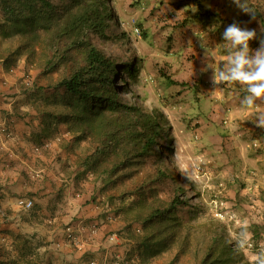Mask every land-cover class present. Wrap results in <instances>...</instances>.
Masks as SVG:
<instances>
[{"label":"rangeland","instance_id":"374dc122","mask_svg":"<svg viewBox=\"0 0 264 264\" xmlns=\"http://www.w3.org/2000/svg\"><path fill=\"white\" fill-rule=\"evenodd\" d=\"M196 1L106 0L109 24V28L105 29L106 38L103 40L92 33L89 36L90 41L116 64L117 99L148 114L162 126L152 150L143 154L141 163L123 168L120 177L118 174L114 176L116 180L107 191H102L103 184L97 181L83 188L81 193L84 196L79 195L70 185L65 186L62 177L58 178L54 170L48 167L35 169V154L30 152V159L26 160L17 150L18 145L24 144L25 136L31 128L25 125V120L13 114L16 102L33 99L39 87L43 89L40 90L43 97L49 101L56 97L54 93L62 95L64 89L56 90L50 83L69 76L74 66L82 62V52L78 45L71 42V34L65 33L60 22L52 29L37 32L36 37L30 36L32 52L29 53L26 47L12 71L3 69L0 60V158L7 156L5 162H0V172L6 177L5 186L0 190L1 248L10 250L11 236L8 233L12 232L13 237L20 234L33 241L32 247L39 249L32 251H39L41 262L50 256L53 261L63 260L74 264H103L116 260L123 264H164L172 261L173 254H164L153 260L138 249L131 235L150 233L154 239L163 241L165 237L169 242V233L175 229L178 235L172 238L171 246L189 233L195 246L198 231L219 223L231 241V247L243 253L242 264H256L254 257L264 251V205L248 207L236 201L240 182L230 166H222L224 154L220 150L221 139L211 137L215 135L212 132L215 121L218 122L214 115L221 114L222 108L214 109V102L207 100L199 88L196 91L203 78L195 76L197 66L194 67L192 59L182 65L177 60L167 59L172 61L170 64L175 71L164 65L163 58L168 50L164 34L167 30L164 28L188 21ZM52 2L57 11L65 10L63 0ZM3 19L0 10V20ZM143 30L146 31V38L142 34ZM14 39L24 42L19 36ZM11 40L0 38V49L5 50ZM132 61L137 69L134 77L124 69L125 64ZM52 65H56V68L49 73ZM44 71L47 77L43 75ZM163 72L165 75L177 72L178 76L184 78L186 85L180 92L175 86L164 91ZM22 85H28V93H25ZM225 88H229L228 92L236 90L234 86L214 85L210 97L218 98L215 103L227 109L226 99L223 98ZM228 99L231 100L229 93ZM236 101L241 103V98L237 97ZM107 115L109 118L116 116L108 111ZM5 127L14 131L17 142L3 135ZM59 127L62 132L66 130L64 124ZM97 137L100 139L102 134L95 133L91 138L94 140ZM106 137L103 135V138ZM55 143L54 140L47 141V145L50 144L48 147ZM212 146L221 152L209 155L207 152ZM27 147L31 149L34 145L29 143ZM5 164L7 167L11 164L12 170L21 168L24 172L6 173L2 167ZM249 164L263 178L255 179L261 188L250 191V198L254 199L260 193L264 196V168L256 160ZM54 166L57 168V164ZM37 177L45 178L42 188L34 184ZM54 180L56 184H53ZM40 191L43 194L41 197L29 196V192ZM18 199H31L35 205L48 200L56 202L54 216L49 220L44 210H24L17 205ZM173 199L183 204L178 203L176 209L170 208ZM152 209H158L161 213L150 217L151 220L143 224ZM249 213L254 216L245 219ZM253 223H257L258 227L251 231L249 226ZM140 225L143 228L138 232L136 228ZM68 226L75 231L74 240L67 235ZM168 248L159 249L166 251ZM187 254L182 255L174 264H192Z\"/></svg>","mask_w":264,"mask_h":264},{"label":"trees","instance_id":"16d2710c","mask_svg":"<svg viewBox=\"0 0 264 264\" xmlns=\"http://www.w3.org/2000/svg\"><path fill=\"white\" fill-rule=\"evenodd\" d=\"M63 1L65 2L64 6H66L65 10L57 11L52 0H0V10L4 16L3 21L0 20V38L13 39V43H11L12 40L9 41V46L5 50L0 49V60H2L3 69L7 72L13 70L26 47L29 48V53L32 52L33 43L30 42V36L36 37L37 32L52 29L60 22L64 26L65 33L71 34V42L78 45L82 52V62L74 66L69 76L50 83L56 90L63 88L62 95L54 93L56 97L49 101L46 97H43V93L40 92L42 87H39L33 99L27 98L22 100V102L17 101L14 105L13 114L25 120V125L31 128L28 135L25 136L24 144L18 145L17 143V150L26 160L30 159V152L35 154L37 156V162L33 163L35 169L48 167L54 170L62 177L61 180L64 185H70L79 195L82 194L84 187L94 185L97 181L103 184L102 191H107L108 188H111L112 182L116 180L115 178L113 179L114 176L118 174L120 177L123 168H127L131 164L141 163L140 160L143 154L152 150V145L155 142V138L161 133L162 126L148 114H143L137 108L123 104L117 99L115 84L118 71L116 64L90 41L89 36L91 33L103 40L106 38L105 29L109 28L106 0ZM183 2L184 0H181V3ZM247 2L252 7L256 5L250 0H247ZM177 6L179 5L177 4ZM254 13V16L258 17L259 21L258 37L262 39L264 38V10L259 11L254 8ZM211 17H215V13L210 9L204 8L200 1L197 0L193 13L191 12L188 15V21H182V23L179 22L180 25L174 24L167 28L164 26V29L167 30H163L164 34L166 33V46L169 51L173 52L175 48H180V51L174 54L181 65L183 62L192 59L195 63L194 67L197 66L194 50L188 46V40H186V35L192 29L191 22L201 20L205 24L206 20ZM142 34L146 38L145 30L142 31ZM15 36H19L24 42L18 39L15 40ZM175 42L183 46L179 47ZM163 44L165 45V43ZM135 65L132 61L124 66L127 73L133 77L137 73ZM164 65L168 64L165 63ZM55 68L56 65H52L49 71L48 69L46 70L50 73ZM195 73H198V70ZM43 75H47L45 71ZM161 75L164 80L162 83L164 91H169L172 86H175L177 87L176 90L180 92L184 88L183 86L186 85V83L176 78L178 76L177 72L174 74L168 72L167 75L163 72ZM200 76L203 78L202 75ZM123 80L127 81L126 79ZM21 87L25 93H28V85H22ZM198 88L199 84L196 87V91H198ZM107 111L116 116L114 118L107 117ZM135 112L136 114H134ZM224 114L225 116L215 113L214 119L218 120V117H221V123L220 120H218L220 124L215 121L216 123L212 128V132H215V135L213 134L212 138L216 136L221 139L222 147L220 150L224 154L222 166L223 164L224 166H229V162L238 166L237 161L239 158L235 154L228 153L230 151L227 148V143H232V134L225 128L229 119L227 117V109H224ZM143 116L144 119H142ZM192 118L195 120L194 116ZM223 120H225L224 123ZM62 124H64L66 132H62L63 130L59 127ZM256 129L255 137L263 130L258 127ZM4 130V136L12 137V140H16L17 136L13 134V130L8 127H5ZM95 133L102 134V137L92 140L91 137ZM103 135L107 137L103 138ZM66 137L69 138L67 139ZM50 140L56 142L52 147H48L50 144L47 145V141ZM29 143H32L34 147L29 149L27 147ZM82 143L84 144L83 147H81ZM13 146L15 145L13 144ZM213 148V154L221 152L216 147ZM1 154L2 151L0 150ZM6 157L0 158V162H5ZM55 164H57V168L54 166ZM2 167L6 173L24 172L21 168L12 170L11 164L8 167L5 164ZM235 171L237 172L238 170L236 169ZM4 178L6 177L0 172V190L5 186ZM39 178H35L36 182L34 184H38L42 188L41 184L45 182V178ZM238 182H240L238 189L240 191L236 193L238 195L236 200L238 204L248 205V207H261L264 205V196L261 193L256 198L251 199V193L246 186V182L239 177ZM54 183L56 184L55 180L53 181ZM42 195L41 191L40 193L29 192V196L32 198L41 197ZM84 195L83 193L82 196ZM178 203L180 205L183 204L178 199H173L170 208L176 209V207H179ZM35 204L32 201L31 208L44 210V214L49 217V220L50 217L54 216L56 202L53 203L48 200L39 205ZM160 213L161 211L158 209H152L145 217L143 224H147L151 220L150 217L153 218V216ZM32 214L34 215L35 213ZM250 216H254V214H246L245 219L247 217L249 220ZM215 221L218 220L215 219ZM256 224L253 223L249 226L251 231L257 229L258 226ZM140 227L136 228L138 232L143 228V225H140ZM166 230L167 228L164 232ZM201 230L200 232L198 231L195 237V246L192 243L190 233L186 234L176 245L171 246L172 238L178 235L175 229L169 233V242L164 239L165 237H163V242L159 238L154 239L150 233L144 232L133 233L131 236L138 249L153 260L163 257L164 254L169 256L173 254L172 261L164 264H174L185 253H188L187 255H189L192 264L243 263V253L241 251H238V253L237 250L231 247L232 243L225 236V230L221 224L215 223V225ZM8 234L11 236L10 244L12 246L10 250L0 247V264H74L63 260L56 262L50 256L41 262L39 251H34L39 248L32 247L33 241L31 239H26L20 234H16L13 237L12 232ZM162 247L169 248L166 251L159 249ZM32 249L34 250L32 251ZM238 260L240 261L238 262Z\"/></svg>","mask_w":264,"mask_h":264},{"label":"crops","instance_id":"0c3cea01","mask_svg":"<svg viewBox=\"0 0 264 264\" xmlns=\"http://www.w3.org/2000/svg\"><path fill=\"white\" fill-rule=\"evenodd\" d=\"M200 3L206 9H210L215 13V17H211L206 20L205 24L202 23L201 20H196L191 22V31L186 35V40L188 46L194 50L195 58L197 61V70L195 76H203V81L199 85V90L202 95H204L207 100L214 104L215 109L222 108L223 112L221 113L223 116L224 109L222 104H216L215 102L218 100L216 97H210V94L213 92L214 84L212 83V69L207 68V70L202 71V69L206 68V63L211 62L212 66L218 67L220 62L225 59V53L221 49L222 33L225 28L232 24L237 23L241 28H247L249 30H254L256 32V38L249 42V47L252 50H256L260 45V38L258 37L257 29H259V21L258 17H253L251 14H245L239 8L236 7L235 4L232 3V0H199ZM252 3L256 4L255 7L249 5L253 10L258 9L259 11L264 10V0H250ZM197 11V7L195 8ZM216 14H218L216 16ZM201 18V17H200ZM184 37V35H183ZM176 45H179L178 42H175ZM203 45L204 48L201 46ZM257 45V46H256ZM183 46L182 44L179 47ZM256 46V47H255ZM153 49V48H152ZM205 49L207 50V55L210 57H214L213 60L210 58L206 61L205 58ZM176 51V52H175ZM180 51V48H175L174 52L167 50L165 53V57L163 58L164 63L168 64L167 66L174 70L172 61H168L167 59L176 60V55ZM218 57V58H216ZM200 63V65L198 64ZM178 80L183 81V77L177 76ZM223 86H234L236 90L229 91V88L226 89V94L223 98L226 99L225 105L228 106V115L229 118L227 121V127H225L232 135V143L228 144V150L233 155L235 154L239 159L237 161L238 166L232 165V162H229V166L231 167L233 173L243 179L246 182V186L251 191L253 188H261L258 181L255 179H263L260 177L258 171L254 167H252L249 163L253 160H256V163H262V167L264 168V129L259 132L257 137L254 136L255 131L257 130L256 125L252 122L255 120V114L264 113V101H257L256 106L252 109H243L241 107V103L236 101L237 97L241 98L246 95L245 87H240L237 84H222ZM228 93L231 96V100L228 99ZM222 98V97H221ZM252 113V114H250ZM218 116V115H217ZM221 117H218L220 120ZM230 120V121H229ZM221 123V120H220ZM219 123V124H220ZM213 135H211L212 137ZM212 146L207 152L209 155H218L219 153L213 154ZM236 149V151H235ZM259 150V151H258ZM258 151V152H257ZM217 152V151H216ZM259 165V164H258ZM238 170L237 172L235 170ZM260 172H262L261 168ZM264 173V169H263ZM262 174V173H261ZM58 178L61 176L56 174ZM258 177V178H257ZM57 179V178H56ZM248 179H251L250 181ZM261 181V180H260ZM69 186V185H67Z\"/></svg>","mask_w":264,"mask_h":264},{"label":"clouds","instance_id":"9594fccd","mask_svg":"<svg viewBox=\"0 0 264 264\" xmlns=\"http://www.w3.org/2000/svg\"><path fill=\"white\" fill-rule=\"evenodd\" d=\"M245 14L255 15L254 10L248 5L247 0H232ZM256 38V32L247 28H241L237 23L228 25L222 33L221 49L225 53V59L218 67H213L211 62L206 63V68L212 69V83L240 84L245 86L246 95L241 101L243 109H252L257 101H264V38L256 50L249 47V42ZM203 48L204 46L201 45ZM206 61L214 57L207 55ZM252 114V113H250ZM252 122L256 127L264 129V113L255 114ZM256 264H264V251L254 257Z\"/></svg>","mask_w":264,"mask_h":264},{"label":"built area","instance_id":"2783aa9c","mask_svg":"<svg viewBox=\"0 0 264 264\" xmlns=\"http://www.w3.org/2000/svg\"><path fill=\"white\" fill-rule=\"evenodd\" d=\"M17 205L24 209V210H28L31 208L32 206V201L30 199H18L17 201ZM67 235L68 237L71 239V240H74L75 238V231L74 229L71 227V226H68L67 229ZM114 236L110 237L111 239L113 238ZM91 264H99V263H96V262H92ZM103 264H123L121 261L119 260H116V261H112V262H106V263H103Z\"/></svg>","mask_w":264,"mask_h":264}]
</instances>
